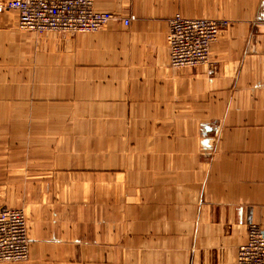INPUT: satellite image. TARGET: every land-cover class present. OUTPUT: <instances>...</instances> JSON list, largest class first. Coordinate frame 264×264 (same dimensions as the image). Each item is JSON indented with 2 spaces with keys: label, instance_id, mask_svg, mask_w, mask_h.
<instances>
[{
  "label": "crops",
  "instance_id": "crops-1",
  "mask_svg": "<svg viewBox=\"0 0 264 264\" xmlns=\"http://www.w3.org/2000/svg\"><path fill=\"white\" fill-rule=\"evenodd\" d=\"M95 4L130 25L37 39L0 14V210L26 198L32 217L30 260L14 264H237L264 227V0ZM175 15L227 23L212 75L170 66ZM34 163L57 165L48 220L29 202Z\"/></svg>",
  "mask_w": 264,
  "mask_h": 264
},
{
  "label": "built area",
  "instance_id": "built-area-1",
  "mask_svg": "<svg viewBox=\"0 0 264 264\" xmlns=\"http://www.w3.org/2000/svg\"><path fill=\"white\" fill-rule=\"evenodd\" d=\"M14 13L21 31L33 34H95L120 20L130 19L101 12L95 0H0V14ZM223 25V26H222ZM227 23L217 19H191L175 15L169 21L166 43L170 66L176 70L210 67L213 49ZM252 29L264 35V21H253ZM212 68V69H211ZM28 223L22 209L0 210V264H14L30 258ZM238 264H264V227L251 224L247 241L238 250Z\"/></svg>",
  "mask_w": 264,
  "mask_h": 264
},
{
  "label": "rangeland",
  "instance_id": "rangeland-1",
  "mask_svg": "<svg viewBox=\"0 0 264 264\" xmlns=\"http://www.w3.org/2000/svg\"><path fill=\"white\" fill-rule=\"evenodd\" d=\"M14 14V13H13ZM221 22H224V20H220ZM223 26V25H222ZM226 26V25H225ZM224 26V27H225ZM20 30V29H19ZM222 30H223V28H222ZM221 30V31H222ZM21 31V30H20ZM23 33H25L26 35H29V36H34L35 38H40V39H42V38H44V37H47V36H50V35H53V34H55V33H47V34H43V35H40V34H33V33H28V32H24V31H22ZM62 35H66V34H62ZM71 37H75V34L74 35H72ZM212 66V65H211ZM192 69H194V68H192ZM212 69V68H211ZM184 70V69H183ZM209 73H210V67H209ZM212 75V74H211ZM20 124H22V121H21V119H20ZM14 130V127H11L10 128V132L11 131H13ZM20 151L21 150H23V151H26V149L25 148H20L19 149ZM5 166H6V164L5 163H0V167H2V168H4L5 169ZM47 166H48V170H49V168L51 167V166H57L56 164H41V163H34V164H31V170H32V172H34L35 173V178H36V180H35V187H36V194H35V196L29 201V202H34V205L38 208V209H42V207L44 206V205H46L47 204V202H45L43 199H42V194L43 193H45V192H52V189H55V188H57V186H58V181H56V180H46V179H43L42 177H44V176H48V170H47ZM23 169V168H22ZM19 180H21V179H19ZM15 186L16 185H12V188L13 189H11V185H8V189H10V191L11 190H14L15 189ZM21 187H24V188H26L27 187V182L25 181V183H24V185H22L21 183H20V185L18 186V191H19V188H21ZM20 192V191H19ZM49 198L52 200V202L51 203H54V204H56L57 203V199H56V197L54 196V195H49ZM26 201H28L26 198L24 199V201H23V204H24V206L26 205ZM23 206V208L24 209H22L23 211H24V214H25V216H26V219H27V223H28V230H29V232H30V227H31V223H32V217L27 213V211H26V209H25V207ZM11 210H13V209H11ZM50 213H51V208H50V206L49 205H46L45 206V208H44V215H45V218H46V220H48V218H49V216H50ZM126 231L127 232H130L131 231V229L130 228H127L126 229ZM29 237H30V235H29ZM30 244H31V239H30ZM116 246H120L121 247V243H119V244H115V246L114 247H116ZM132 246V243L131 244H129L128 246H127V248L128 249H130L132 252H133V255L134 256H136V257H138L139 256V248H137V247H131ZM30 255H31V246H30ZM145 258H143V259H140V261H141V264H154V260L153 259H149L147 256H148V254L146 253L145 255ZM29 260H30V258H29ZM28 260V261H29ZM138 261V260H137ZM129 262L130 261H128V263L127 264H129ZM133 262V261H132ZM124 263V261L122 262V264ZM135 264H137V262L135 263Z\"/></svg>",
  "mask_w": 264,
  "mask_h": 264
},
{
  "label": "bare ground",
  "instance_id": "bare-ground-1",
  "mask_svg": "<svg viewBox=\"0 0 264 264\" xmlns=\"http://www.w3.org/2000/svg\"><path fill=\"white\" fill-rule=\"evenodd\" d=\"M81 35H83V34H81ZM246 241H247V240H246ZM245 243H246V242H245ZM245 243H243V244H245ZM243 244H242V245H243ZM242 245H241V246H242ZM241 246H240V247H241ZM240 247H239V248H240ZM237 264H238V262H237Z\"/></svg>",
  "mask_w": 264,
  "mask_h": 264
}]
</instances>
